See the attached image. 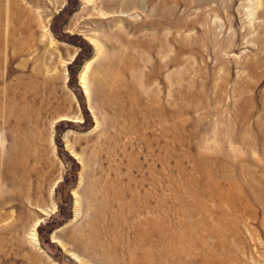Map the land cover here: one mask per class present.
<instances>
[{
    "label": "rangeland",
    "instance_id": "rangeland-1",
    "mask_svg": "<svg viewBox=\"0 0 264 264\" xmlns=\"http://www.w3.org/2000/svg\"><path fill=\"white\" fill-rule=\"evenodd\" d=\"M0 264H264V0H0Z\"/></svg>",
    "mask_w": 264,
    "mask_h": 264
},
{
    "label": "bare ground",
    "instance_id": "bare-ground-1",
    "mask_svg": "<svg viewBox=\"0 0 264 264\" xmlns=\"http://www.w3.org/2000/svg\"><path fill=\"white\" fill-rule=\"evenodd\" d=\"M12 4V3H11ZM26 7H27V5H25ZM30 7V6H29ZM37 12V11H36ZM31 13V12H30ZM41 15V14H40ZM21 17V16H20ZM38 17V16H37ZM42 24V23H41ZM43 25V24H42ZM39 26V25H38ZM37 28V27H36ZM38 29V28H37ZM24 46V45H23ZM82 80H85L84 78H82ZM54 209V207L52 208V210ZM46 212H48V211H46ZM5 216V215H4ZM6 218V217H5ZM2 219H4V218H2ZM25 219V218H24ZM23 221V220H22ZM11 222V221H10ZM13 224H14V222H13ZM7 227V226H6ZM17 227V226H16ZM13 228H14V226H13ZM23 231V230H22ZM22 234V233H21ZM32 235V238L34 239V240H36V238H35V235L34 234H31ZM12 236V235H11ZM3 238V237H2ZM15 238V237H14ZM7 240V239H6ZM1 241H2V239H1ZM22 241V240H21ZM26 243H28V242H26ZM3 244V243H2ZM1 244V245H2ZM5 244V243H4ZM8 245V244H7ZM10 245V244H9ZM21 245V244H20ZM26 247H27V245H26ZM30 247V246H29ZM9 248V247H8ZM5 248H3V250H4ZM8 250V249H7ZM9 251V250H8ZM7 251V252H8ZM15 251V250H14ZM25 251V250H24ZM23 251V252H24ZM3 253V252H2ZM30 253V252H29ZM3 254H5V253H3ZM10 254V253H9ZM20 255H22V254H20ZM9 256V255H8ZM29 256V255H28ZM2 258V257H1ZM12 258V257H11ZM13 259V258H12ZM26 261V260H25Z\"/></svg>",
    "mask_w": 264,
    "mask_h": 264
}]
</instances>
